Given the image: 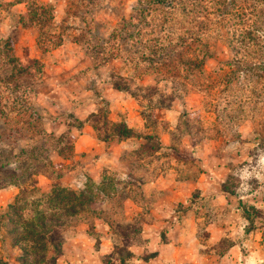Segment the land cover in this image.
I'll use <instances>...</instances> for the list:
<instances>
[{"label":"rangeland","instance_id":"rangeland-1","mask_svg":"<svg viewBox=\"0 0 264 264\" xmlns=\"http://www.w3.org/2000/svg\"><path fill=\"white\" fill-rule=\"evenodd\" d=\"M124 118L143 126L128 153L137 171L64 187L93 200L67 218L59 251L36 254L264 264V0H0V189L15 195L0 208V264H34L24 225L67 196L37 186L61 174L53 151L72 159L84 122L103 138ZM241 206L258 210L249 231ZM97 216L110 227L97 231Z\"/></svg>","mask_w":264,"mask_h":264},{"label":"crops","instance_id":"crops-1","mask_svg":"<svg viewBox=\"0 0 264 264\" xmlns=\"http://www.w3.org/2000/svg\"><path fill=\"white\" fill-rule=\"evenodd\" d=\"M50 3H56L57 0H47ZM24 30L25 28H21ZM114 98H117V93L112 94L107 97L108 104L110 105V109L114 105ZM92 111H88L82 115H79L81 120H85L88 114ZM77 116V115H76ZM121 117L118 114L113 113V119H120ZM127 126L134 130V132L140 133L143 126L140 121L133 122L129 118H124ZM87 122L83 124V128L81 131H78V141L73 145V156L72 159H67L61 154V152L53 151L55 154L54 157L50 156L53 164H57V169L61 172V174L54 175H46L39 174L37 176V186L41 188L43 191H48L53 184H58L63 187L69 188H82L84 186V182L90 178L97 184L102 183V173L104 170L107 172L109 170L114 171L115 175L124 179L125 177H129V174L135 173L137 168L128 158L129 151L131 148V144L136 140L135 136H131L124 139H118L115 137H108L106 140L98 138L94 131H88L85 129ZM89 126V125H88ZM90 127V126H89ZM91 128V127H90ZM60 130L59 127H57ZM140 140L141 138H137ZM82 142L81 145L79 142ZM62 170H60L61 168ZM168 175L161 172L158 174L157 178L150 182L153 186H156L158 181L163 182L167 180ZM174 183L172 186H175ZM146 185V184H145ZM171 185V184H170ZM166 183L164 190L168 189L170 186ZM83 191V190H80ZM164 195V194H163ZM166 195V194H165ZM15 196V195H14ZM13 193L8 191L6 188L0 189V208L9 204L13 199ZM161 196V195H160ZM125 199H130L128 196ZM158 198L157 202L154 204H159L160 201ZM132 200V199H130ZM134 201V200H133ZM135 202V201H134ZM164 212V211H163ZM110 227L109 223L102 216H97V220L95 222V229L100 231L101 226ZM99 227V228H98ZM103 233V231L101 232Z\"/></svg>","mask_w":264,"mask_h":264},{"label":"trees","instance_id":"trees-1","mask_svg":"<svg viewBox=\"0 0 264 264\" xmlns=\"http://www.w3.org/2000/svg\"><path fill=\"white\" fill-rule=\"evenodd\" d=\"M202 61V60H200ZM117 88H120L117 85ZM134 136V130L129 128L126 123H119L115 125V128L113 129L112 136L118 139H124ZM100 138V137H99ZM108 136L101 137V139L106 140ZM222 189L226 192H229L230 194H233L232 190H230L225 184L222 185ZM54 195V194H53ZM62 195H67L62 202H58L57 205L59 207H55L56 211L55 213H50L45 216H37L31 220L30 223L24 225V230L26 233L30 236V244L29 249L31 250V253L33 251V256L36 254L37 251H43L48 250V247H51L52 249L59 251L61 249V242H59V245L54 243V240H56L57 237H60L59 231L61 227L66 223V220L69 216L72 214H77L80 211L84 210L85 204L89 201L91 202L93 199L91 195L86 194L84 191H73L65 189L64 187L57 188L56 193L54 197L56 198H62ZM241 204V203H240ZM10 207V206H9ZM13 207V206H11ZM242 209V216L249 222L248 227L246 228L247 231L252 229L254 224V219L256 218V214L258 210L254 206H241ZM50 224V228L48 230L51 231V235L46 236L45 233H42L39 231V226L41 228L46 229L48 226L47 223ZM30 230V231H29ZM49 244L47 247L46 245ZM59 248V250L57 249ZM23 253H27V249L25 246L22 247ZM30 253V255H32ZM60 253V252H59ZM58 253V254H59ZM36 258L31 259L34 264H36L39 260L42 259L44 261V264H55L57 255L45 258V255H42L40 253H37L35 255ZM44 258V259H43ZM21 264H28L27 257L22 255L20 258ZM119 261L122 263L124 260L122 258H119Z\"/></svg>","mask_w":264,"mask_h":264}]
</instances>
